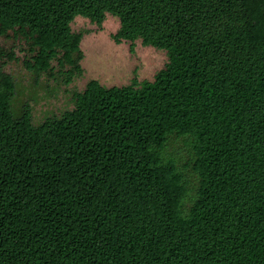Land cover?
Listing matches in <instances>:
<instances>
[{"label":"trees","instance_id":"obj_1","mask_svg":"<svg viewBox=\"0 0 264 264\" xmlns=\"http://www.w3.org/2000/svg\"><path fill=\"white\" fill-rule=\"evenodd\" d=\"M167 53L33 123L24 67L83 75L77 17ZM0 264H264V0H0ZM182 139L186 158L169 151Z\"/></svg>","mask_w":264,"mask_h":264},{"label":"rangeland","instance_id":"obj_2","mask_svg":"<svg viewBox=\"0 0 264 264\" xmlns=\"http://www.w3.org/2000/svg\"><path fill=\"white\" fill-rule=\"evenodd\" d=\"M118 28L119 19L109 14L100 28L80 16L73 20V32L86 30L88 33L83 35L80 42L83 75L67 86L55 78L36 76L28 71L23 65L24 53L15 48L14 52L19 60L4 66V71L13 77L16 85V94L12 100L13 110L21 113L23 106L29 104L33 123L38 124L47 117L58 116L63 111L72 109L73 94L83 91L90 79H96L106 87L123 86L130 83L136 70L139 81H151L155 73L167 63L166 51L143 46L140 40L134 42L133 49L128 41L115 43L111 35ZM0 44L4 50H10L14 42L11 38L2 37ZM169 151L179 159L186 158L187 150L182 139H171Z\"/></svg>","mask_w":264,"mask_h":264}]
</instances>
